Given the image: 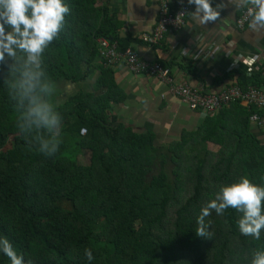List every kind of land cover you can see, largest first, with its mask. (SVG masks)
Listing matches in <instances>:
<instances>
[{"label":"trees","instance_id":"obj_1","mask_svg":"<svg viewBox=\"0 0 264 264\" xmlns=\"http://www.w3.org/2000/svg\"><path fill=\"white\" fill-rule=\"evenodd\" d=\"M67 2L65 27L44 53L63 117L54 157L18 132L0 65V241L20 264H89L86 248L92 264H249L264 233L240 235L235 210H210V237L195 232L219 186L241 176L264 184V145L250 122L264 110L232 103L239 108L226 118L227 106L167 144L135 130L115 113L125 96L100 58L98 39L117 38V23L97 0ZM95 70L90 89L58 100L60 84L85 83ZM0 264L12 261L0 253Z\"/></svg>","mask_w":264,"mask_h":264},{"label":"crops","instance_id":"obj_2","mask_svg":"<svg viewBox=\"0 0 264 264\" xmlns=\"http://www.w3.org/2000/svg\"><path fill=\"white\" fill-rule=\"evenodd\" d=\"M165 3L171 10L176 9V0H97L118 26L117 38L108 40L120 52L130 48L144 61L168 68L174 85L185 84L208 94H218L229 87H255L264 92V29L238 26L247 7L236 6L235 0H210L218 11L216 20L201 25L192 19L194 10L179 31L167 32L155 45L144 42L141 36L153 33ZM246 56L255 60L252 69L239 61ZM109 68L125 96L115 113L135 130L152 131L158 142L167 144L181 140L185 131L194 132L204 122L200 112L191 110L158 77L133 74L124 64ZM99 75L95 70L85 83L67 86L88 90ZM240 105L248 111L253 107L245 102ZM238 108L227 106L225 118L230 110ZM250 122L251 133L264 145V121ZM207 147L212 152L220 149L214 142H208Z\"/></svg>","mask_w":264,"mask_h":264},{"label":"clouds","instance_id":"obj_3","mask_svg":"<svg viewBox=\"0 0 264 264\" xmlns=\"http://www.w3.org/2000/svg\"><path fill=\"white\" fill-rule=\"evenodd\" d=\"M187 2L195 6L193 21L202 25L217 19L218 11L210 0ZM235 4L248 8L249 29H264V0H235ZM69 14L67 0H0V65L6 69L3 84L15 108L16 127L21 135L31 139L38 153L49 158L59 152L63 143V117L56 106L57 89L47 73L44 53L64 29ZM227 209L239 214L236 223L240 235L261 239L264 184L241 176L235 182L219 186L214 199L201 209L196 235L210 237L203 217L210 210L222 216ZM0 253L8 256L12 264H20L6 241H0ZM84 256L92 264V250L86 248ZM249 264H264V248L251 253Z\"/></svg>","mask_w":264,"mask_h":264},{"label":"built area","instance_id":"obj_4","mask_svg":"<svg viewBox=\"0 0 264 264\" xmlns=\"http://www.w3.org/2000/svg\"><path fill=\"white\" fill-rule=\"evenodd\" d=\"M194 10L195 6L188 4L187 0H176V9L174 10H171L167 3L163 4L155 30L152 34H143L141 39L151 45L160 43L167 32L179 31ZM249 21L250 14L247 8L239 18L238 26L242 29L249 24ZM98 44L100 58L105 67L124 64L133 74H147L158 77L168 84L171 92L191 110L198 111L201 114L204 113V118L213 117L222 108L235 102H245L253 107L264 109V92L255 87H249L248 89L229 87L218 94H208L185 84L174 85L170 70L162 64L146 62L130 48L120 52L114 43L104 37L98 39ZM215 50H219V47H216ZM238 60L236 63H238ZM239 61L248 69H252L255 65L253 57L246 56ZM251 121L260 122L264 119L258 114H253Z\"/></svg>","mask_w":264,"mask_h":264},{"label":"rangeland","instance_id":"obj_5","mask_svg":"<svg viewBox=\"0 0 264 264\" xmlns=\"http://www.w3.org/2000/svg\"><path fill=\"white\" fill-rule=\"evenodd\" d=\"M58 88L61 91L60 97L59 96L57 97L59 101L68 97V95L73 94V93H77L79 91V86L69 87V86H66L64 84H60L58 86Z\"/></svg>","mask_w":264,"mask_h":264}]
</instances>
